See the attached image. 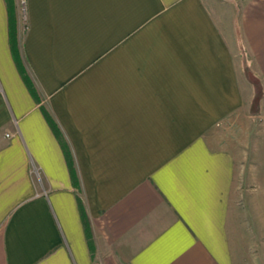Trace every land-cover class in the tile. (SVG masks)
Returning <instances> with one entry per match:
<instances>
[{
    "label": "crops",
    "instance_id": "crops-1",
    "mask_svg": "<svg viewBox=\"0 0 264 264\" xmlns=\"http://www.w3.org/2000/svg\"><path fill=\"white\" fill-rule=\"evenodd\" d=\"M12 3L0 0V264H264V138L251 164L240 133L212 131L244 104L214 4ZM232 9L264 77V0Z\"/></svg>",
    "mask_w": 264,
    "mask_h": 264
},
{
    "label": "rangeland",
    "instance_id": "rangeland-1",
    "mask_svg": "<svg viewBox=\"0 0 264 264\" xmlns=\"http://www.w3.org/2000/svg\"><path fill=\"white\" fill-rule=\"evenodd\" d=\"M217 9V13L224 19L227 35L236 50V63L238 70H236L239 83L243 93V107L242 111L238 113L240 122L229 121L228 119L221 120L215 123L212 131L219 134H228L236 131L242 136V149L245 158L244 161L252 163L253 157L251 148L258 142L263 141L264 136V77L261 70L256 63L253 55L251 54L248 45L242 40L238 27L234 20L233 13V0H210ZM217 1L224 2L220 6ZM21 5L24 7V0H20ZM22 7V8H23ZM219 7V8H218ZM24 9V8H23ZM229 9V10H228ZM24 14V10H23ZM241 39V40H240ZM256 114H253V113ZM233 117V115L231 116ZM246 150V151H245ZM245 151V153H244ZM244 163V162H243ZM247 167H249L247 165ZM249 182H243V193L251 190Z\"/></svg>",
    "mask_w": 264,
    "mask_h": 264
},
{
    "label": "trees",
    "instance_id": "trees-1",
    "mask_svg": "<svg viewBox=\"0 0 264 264\" xmlns=\"http://www.w3.org/2000/svg\"><path fill=\"white\" fill-rule=\"evenodd\" d=\"M12 2H13V0H8L9 6L11 7V14H12V4H13ZM15 28H16V25L13 21L12 15H11V45L13 48V52H14L15 58L17 60L18 66L20 68V71H21L23 77L25 78V81L27 82V85H28L31 93L34 96H36V91H35V88L33 86V83L30 80V78L27 76V74L25 73L24 67H23V65L20 61L19 55H18V41H17V33H16ZM46 115H47V118H48L50 124L52 125L55 133L60 137L61 134H60V130H59L57 124L55 123V121L52 119V117L48 113H46ZM67 156H68V153H67ZM71 174L73 177L74 184L77 185L76 175H75V171L73 168H71ZM83 217H84L86 229H87V231H89L88 224L86 223L84 211H83Z\"/></svg>",
    "mask_w": 264,
    "mask_h": 264
}]
</instances>
